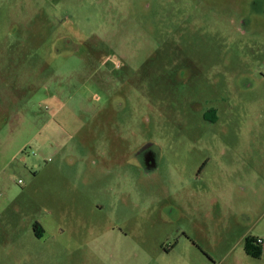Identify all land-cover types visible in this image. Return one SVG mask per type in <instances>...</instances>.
Returning a JSON list of instances; mask_svg holds the SVG:
<instances>
[{
	"label": "rangeland",
	"instance_id": "1",
	"mask_svg": "<svg viewBox=\"0 0 264 264\" xmlns=\"http://www.w3.org/2000/svg\"><path fill=\"white\" fill-rule=\"evenodd\" d=\"M256 238L264 0H0V264H264Z\"/></svg>",
	"mask_w": 264,
	"mask_h": 264
},
{
	"label": "flooded vegetation",
	"instance_id": "2",
	"mask_svg": "<svg viewBox=\"0 0 264 264\" xmlns=\"http://www.w3.org/2000/svg\"><path fill=\"white\" fill-rule=\"evenodd\" d=\"M102 64H106V63H102ZM116 65H118V63ZM110 74L111 76L110 75L102 76V78L104 80H106L107 78L110 79V77L111 79H116L115 70H113L112 68L110 69ZM135 158L136 160L139 161L138 164H140L141 167L145 170H153V169H157L158 167L157 157L155 155V152L150 147H146V145L141 146V148L138 150V153L135 155ZM263 244H261V247L263 246Z\"/></svg>",
	"mask_w": 264,
	"mask_h": 264
},
{
	"label": "crops",
	"instance_id": "3",
	"mask_svg": "<svg viewBox=\"0 0 264 264\" xmlns=\"http://www.w3.org/2000/svg\"><path fill=\"white\" fill-rule=\"evenodd\" d=\"M24 191V190H23ZM39 222H34L31 225V228L33 229V238L38 241L39 243L42 244H46L47 243V239L44 237V227H42V225L38 224ZM35 227V229H34ZM29 259H37V260H43L45 259V257H48V254H41V253H31L29 256ZM21 259H25V258H21Z\"/></svg>",
	"mask_w": 264,
	"mask_h": 264
},
{
	"label": "trees",
	"instance_id": "4",
	"mask_svg": "<svg viewBox=\"0 0 264 264\" xmlns=\"http://www.w3.org/2000/svg\"><path fill=\"white\" fill-rule=\"evenodd\" d=\"M34 229H35V227H34ZM256 244H257V248H256V256H258V255H260V252H261V250H260V248H261V244H259V243L257 242V238H256ZM250 248H251L250 244H247V245L245 246V250H246L247 252H250V251H251Z\"/></svg>",
	"mask_w": 264,
	"mask_h": 264
},
{
	"label": "built area",
	"instance_id": "5",
	"mask_svg": "<svg viewBox=\"0 0 264 264\" xmlns=\"http://www.w3.org/2000/svg\"><path fill=\"white\" fill-rule=\"evenodd\" d=\"M257 242H258L259 244H263V240L260 239V238L257 239Z\"/></svg>",
	"mask_w": 264,
	"mask_h": 264
}]
</instances>
